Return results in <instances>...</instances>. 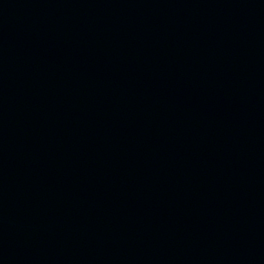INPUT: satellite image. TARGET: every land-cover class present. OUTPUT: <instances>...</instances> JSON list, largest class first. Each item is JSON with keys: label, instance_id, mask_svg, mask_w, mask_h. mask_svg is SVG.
Listing matches in <instances>:
<instances>
[{"label": "water", "instance_id": "water-1", "mask_svg": "<svg viewBox=\"0 0 264 264\" xmlns=\"http://www.w3.org/2000/svg\"><path fill=\"white\" fill-rule=\"evenodd\" d=\"M0 264H264V0H0Z\"/></svg>", "mask_w": 264, "mask_h": 264}]
</instances>
